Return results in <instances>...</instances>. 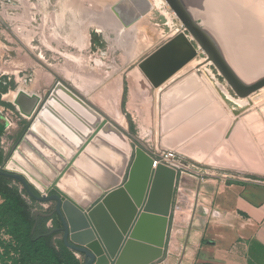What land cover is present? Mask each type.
I'll list each match as a JSON object with an SVG mask.
<instances>
[{
    "label": "crops",
    "instance_id": "1",
    "mask_svg": "<svg viewBox=\"0 0 264 264\" xmlns=\"http://www.w3.org/2000/svg\"><path fill=\"white\" fill-rule=\"evenodd\" d=\"M128 1L126 5L120 2L112 6L110 12L108 9L88 12L81 7L80 0L75 3L76 8L63 6L54 12V28L40 44L47 53L59 54L61 66H54L42 55L32 56L24 50L23 44L20 50L16 48L13 52L3 45L6 52L0 54V125L3 127L0 144L12 149L21 139L15 153H24L28 148L44 160L59 156L65 162L101 121V114L128 135L126 142L133 147L139 146L150 155L157 149L173 151L198 167L188 172L172 168L176 171V184L169 217L168 246L162 259L153 264H163L167 257L171 260L178 255L183 229L182 255L190 250L191 264H264V180L259 179L264 174L261 165L259 167L251 157L237 152L236 148V154L221 148L224 146L220 139L221 128L228 109L208 81L200 75L188 74L164 89H153L136 70L140 48L131 32L124 34L116 45L122 50L124 66L132 64L126 76L117 74L112 68V73L108 69L103 71L96 64L97 69L87 68L83 54L89 42L88 20L98 23L97 32L104 38V33L115 36L128 31L138 22L132 23V20L142 8L143 0ZM118 20L127 26L120 29ZM56 42L63 51L55 50ZM125 78L134 81L126 85L124 102ZM62 79H66V84L91 108L56 84ZM55 85L56 90L49 96ZM263 122L257 124L263 127ZM29 124L30 129L24 135ZM144 129L147 132L142 135ZM106 140L121 151L125 159V148L113 138L106 137ZM22 144L25 147L20 149ZM87 154L93 161L107 165L112 172L122 166V158L110 151ZM89 156H82L76 163L74 179L66 176L61 183V190L81 205L98 195L88 181L104 183L102 168L82 167ZM209 169L239 170L248 178L231 181L227 174L206 173ZM126 175L123 167L119 185L124 183ZM187 197L190 203L186 202ZM24 199L34 213L51 208L50 204L35 205L27 197ZM53 228V220L48 221L46 229ZM53 241L59 242V237L54 235ZM71 253L82 264L81 258Z\"/></svg>",
    "mask_w": 264,
    "mask_h": 264
},
{
    "label": "rangeland",
    "instance_id": "2",
    "mask_svg": "<svg viewBox=\"0 0 264 264\" xmlns=\"http://www.w3.org/2000/svg\"><path fill=\"white\" fill-rule=\"evenodd\" d=\"M126 1L128 0H80L81 7L88 9V12L97 13L103 9L109 10L117 3ZM77 2L79 0H0V47H2L0 54H4L6 50L11 52L16 48L20 50L21 44H23L24 50L32 56L42 55L54 66L63 65L59 62V54L57 52L47 53L42 48L40 41L50 35L54 28L55 16L53 17V13L63 6L76 8L75 3ZM185 2L197 16L196 22L204 24L207 31L215 37L219 47L235 69L245 73L262 69L263 72L248 83H254L264 76V0H185ZM142 3V9H140L142 16L138 22L128 31L115 36L104 33L105 38L102 37V33L97 32L98 23L88 20L89 42L88 48L83 54L86 57L88 69H97L95 68L96 64L103 71L108 69V72L112 73L113 69L117 74L126 76L128 68L132 64L124 66L122 50L116 48V45L119 44L118 40L123 39L124 34L131 32L134 42L140 48L135 64L179 33L184 32L187 35L163 0H143ZM124 23L118 20L120 29L124 28L122 25ZM3 45L8 48L5 50ZM54 46L57 51L58 49L60 52L64 50L57 42ZM205 58L204 53L199 50L196 58L170 80L171 82H167L160 89L166 88L172 81H178L188 74L200 75L207 80L228 109L224 119V124H226H223L221 128L223 135L221 134L220 139L224 145L221 148H224L225 152L230 151L233 154H236L234 149L236 148L237 152L251 157L259 167L261 165L264 174V126L261 127L257 124L261 120L264 121V88L246 99L237 98L212 64H205ZM136 70L138 71L137 65ZM127 79L125 78L126 82H124V102L127 93L126 85L127 83L132 84L134 81L130 78L131 81ZM62 82L66 84V79H62ZM236 123H238L237 126L240 125L239 128L234 127ZM146 132L144 129L142 135H145ZM148 136H150L149 133ZM10 149L11 147L6 148L0 144V166L6 169L11 163L12 170L6 171L23 176L39 195H43L63 163L58 159H46L45 164L28 148L24 153L17 151L14 155H8ZM177 159L180 162L179 171L196 170L197 166L191 161L180 155H177ZM209 170L206 173L227 174L231 181L248 178L247 174L239 170ZM259 179L264 180V176ZM61 183L62 181L59 188ZM11 185L20 192L23 191L20 184L12 181ZM187 200L186 202L190 203V197H187ZM50 209V207L45 209V212ZM55 224L56 221L53 220V227ZM183 231L185 229L182 230L179 240L178 255L171 260L167 257L163 264H191V251L187 250L182 255L185 237ZM0 243H3L0 244V264H14L13 253L10 252L9 256L6 255V248H4L5 245L13 243L3 231H0Z\"/></svg>",
    "mask_w": 264,
    "mask_h": 264
},
{
    "label": "water",
    "instance_id": "3",
    "mask_svg": "<svg viewBox=\"0 0 264 264\" xmlns=\"http://www.w3.org/2000/svg\"><path fill=\"white\" fill-rule=\"evenodd\" d=\"M163 1L187 35L184 32L179 33L137 64L138 70L153 89H158L171 80L196 58L199 50L206 57L205 64H212L237 98L246 99L264 88V76L249 85L239 79L211 37L200 28V23L192 18L182 0ZM127 3L128 1L121 2L120 5ZM141 11L139 10L132 23L140 19ZM114 13L121 19L115 9ZM126 26L124 23V27ZM56 84H60L76 99L91 108L68 84L60 80ZM56 87L57 85L49 96L53 95ZM99 116L101 121L93 127L90 135L68 161L64 162L59 156H55L64 165L56 172L43 195H35L23 176L10 173L3 167H0V177L20 184L27 197L34 203L51 205L49 212L34 213L33 232L39 218L55 220V228L45 236L57 235L68 251L81 258L82 264H153L162 259L168 246L167 233L176 171L163 165L153 169V160L148 152L139 146L128 144L126 133L105 116ZM29 129L30 124L24 135ZM106 137L113 138L125 148V159L121 151L112 147ZM20 142L21 139L13 146L10 155L15 153ZM104 150L122 158V166L117 171L112 172L107 165L93 161L87 154H100ZM85 155L89 156V159L87 158L88 162L83 163L82 167L94 165L102 168L105 176L103 185L88 181V185L95 189L98 195L89 203L81 205L58 186L66 176L69 179L75 178L76 163ZM40 159L46 164V160ZM123 167L127 175L124 183L119 185Z\"/></svg>",
    "mask_w": 264,
    "mask_h": 264
},
{
    "label": "trees",
    "instance_id": "4",
    "mask_svg": "<svg viewBox=\"0 0 264 264\" xmlns=\"http://www.w3.org/2000/svg\"><path fill=\"white\" fill-rule=\"evenodd\" d=\"M2 131L0 125V135ZM11 182L0 177V231L13 243L5 245L6 255L13 253L14 264H80L60 241H53L54 235L45 236L49 232L46 229L49 219L39 218L33 232V208L24 199L25 192H20ZM30 189L38 195L33 187Z\"/></svg>",
    "mask_w": 264,
    "mask_h": 264
},
{
    "label": "bare ground",
    "instance_id": "5",
    "mask_svg": "<svg viewBox=\"0 0 264 264\" xmlns=\"http://www.w3.org/2000/svg\"><path fill=\"white\" fill-rule=\"evenodd\" d=\"M182 2H183V4L185 5V7H186V9L188 10V12L190 13V15L192 16V18L195 20V21H197L196 19H197V16L193 13V11L188 7V5L186 4V2H185V0L183 1L182 0ZM231 14H232V11H231ZM199 26H200V28H202L210 37H211V39L214 41V43L216 44V46L218 47V49H219V51H220V53L222 54V57L224 58V60L226 61V63L230 66V68L236 73V75L239 77V79L244 83V84H247V85H249V84H252L253 82H251V83H248L251 79H253V78H256V77H258L263 71H262V69H258V70H254V71H248L249 73H245V72H241V71H238L237 69H235L234 68V66H233V64L228 60V58L225 56V54H224V52L222 51V49L219 47V45H218V43H217V41H216V39H215V37L212 35V34H210L208 31H207V29L205 28V26H204V24H202V23H200L199 24ZM250 28V27H249ZM252 28V27H251ZM235 29V28H234ZM251 30V29H250ZM238 32V31H237ZM251 32H252V30H251ZM250 32V33H251ZM239 34V33H238ZM240 35V34H239ZM251 37V36H250ZM242 40H243V38H242ZM208 64H210L211 65V63H208ZM207 64V65H208ZM244 103V102H243ZM238 105V104H237ZM243 105V104H242ZM63 111V110H62ZM62 114V113H61ZM69 119V118H68ZM249 120V119H248ZM74 122V121H73ZM77 124V123H76ZM31 138V137H30ZM29 140V139H28ZM45 140V139H44ZM46 141V140H45ZM60 141V140H59ZM25 146H24V144H22L21 145V147H20V149H23ZM52 147V146H51ZM24 152V151H23ZM24 157L25 156H27V155H23ZM36 156V155H35ZM28 157V156H27ZM16 162V161H15ZM99 162V161H98ZM87 163V162H86ZM12 168H13V166H12V164L10 163L8 166H7V168H6V170H8V171H11L12 170ZM82 171V170H81ZM86 171V170H85ZM84 171V172H85ZM87 172V171H86ZM88 174V173H87ZM98 174V173H97ZM99 175V174H98ZM85 177H86V175H85ZM91 179H93V178H91ZM36 188V187H35ZM60 189H61V187H60Z\"/></svg>",
    "mask_w": 264,
    "mask_h": 264
},
{
    "label": "built area",
    "instance_id": "6",
    "mask_svg": "<svg viewBox=\"0 0 264 264\" xmlns=\"http://www.w3.org/2000/svg\"><path fill=\"white\" fill-rule=\"evenodd\" d=\"M151 158L153 160V169H155L158 165L177 169L180 165V162L177 159V154L173 151H156L151 155Z\"/></svg>",
    "mask_w": 264,
    "mask_h": 264
},
{
    "label": "flooded vegetation",
    "instance_id": "7",
    "mask_svg": "<svg viewBox=\"0 0 264 264\" xmlns=\"http://www.w3.org/2000/svg\"><path fill=\"white\" fill-rule=\"evenodd\" d=\"M50 194H51V193H50ZM54 228H55V226H54ZM54 228H53V229H54Z\"/></svg>",
    "mask_w": 264,
    "mask_h": 264
}]
</instances>
